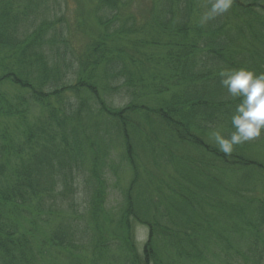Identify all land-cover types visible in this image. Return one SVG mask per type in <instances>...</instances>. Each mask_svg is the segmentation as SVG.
Returning a JSON list of instances; mask_svg holds the SVG:
<instances>
[{
    "label": "trees",
    "instance_id": "trees-1",
    "mask_svg": "<svg viewBox=\"0 0 264 264\" xmlns=\"http://www.w3.org/2000/svg\"><path fill=\"white\" fill-rule=\"evenodd\" d=\"M0 1V8L8 3L7 11L0 13V40L7 41L0 42V48L8 50L15 65L31 67L39 80L32 84V77L26 70L14 71L2 74L0 85L7 82L27 91L31 102L48 110L40 121L30 123L26 119L28 99L21 97L23 103L17 106L0 92V119L13 118L21 127L15 130L18 137L0 129V153L14 151L16 159L23 160L20 164L14 163L16 170H12L8 166L11 157L0 159L6 161V164L0 162V264H39L29 245L32 242L39 252H43L44 249L40 250L43 244L50 250L78 249L68 243L70 236L74 237L75 228L73 232L65 229L60 221L61 212L57 215L58 204L52 202L55 194L62 202V199L73 198L75 186L85 171L89 175L85 183L90 198L85 204L90 212L84 211L80 219L74 221L90 225L92 219L94 222L101 219L99 233L96 238H91V245L99 247L94 251L104 248L102 241L112 229L111 221H104L108 189L104 169L106 159L114 149H120L121 159L131 177L125 210L117 222L118 232H111L116 245L119 243L123 253L136 259L133 220L150 230L144 261L140 262L137 257L140 264H159L154 243L161 235L167 242L174 241L177 250L188 243L195 251L197 237L192 240L188 231L201 230L198 221L192 218L207 201L198 193L199 183L191 180V176L197 178L208 171L203 172L199 165L203 164L209 171L213 168L264 169L259 162L246 158L249 149L244 143L234 146L232 154L225 156L216 145L207 141L214 132L212 125L223 128L225 123L227 133L233 131L229 118L217 121L214 113L228 117L239 102L225 97L226 89L221 85L217 71L238 68L254 71L260 62V71L264 73V0H233L228 12L206 22H202V16L210 8L211 0L203 1L202 8L197 0H164L161 8L152 1L136 0V14L125 21L117 20V14L120 16L122 7L134 0H99L105 10L104 16L100 17L103 23L100 21L99 24L105 32L100 33L99 41L92 46V56L80 60L77 74L81 76L75 84L68 78L73 67L69 60L76 54L74 47L56 32L51 34L50 40L45 39L52 28L50 21L54 20L48 11L44 13L47 8L41 11L40 7H46L47 1L24 0L22 7L12 10L19 15L13 29L7 26L12 24L11 2ZM23 13L30 20L18 25ZM147 30L154 35H148ZM45 47H48L47 52ZM144 47L159 49V56L153 55L150 60ZM29 54L36 60L23 64ZM156 56L159 60L152 61ZM0 61L8 65L1 54ZM150 61L154 62V72L147 67ZM136 67L142 68L143 75L139 79V75L134 74L126 78L130 68ZM137 83H147V91L163 98L175 95L166 100V109L147 108L143 103L117 107L110 101L123 89L131 92ZM180 88L184 94L179 99ZM66 91L75 95V100L66 99ZM51 99L57 101L56 106ZM157 124L163 131L159 132ZM164 135L171 139L169 146L162 143ZM45 142L56 151L50 152ZM27 148L30 153H25ZM194 153H204L203 158L212 157L223 166L218 168L212 158L197 164L191 157ZM161 156L167 160L165 163H161ZM31 161H37L33 166L42 164V168L28 164ZM172 163L182 173L185 171L188 180L184 173L173 177L167 171H160ZM56 188L59 191L53 193ZM152 198L154 204H150ZM254 215L249 226L257 238L261 237L262 227L255 223L261 218V212L255 210ZM82 219H87L88 223H82ZM201 220L205 221L203 216ZM261 220L264 223V214ZM170 224L173 226L169 227ZM175 226L184 227V232L173 230ZM77 229L89 232L81 226ZM42 234L43 243L40 242ZM256 249L252 255L264 262V249ZM183 255L196 260L194 252L184 250ZM40 256L46 255L41 253Z\"/></svg>",
    "mask_w": 264,
    "mask_h": 264
},
{
    "label": "rangeland",
    "instance_id": "rangeland-1",
    "mask_svg": "<svg viewBox=\"0 0 264 264\" xmlns=\"http://www.w3.org/2000/svg\"><path fill=\"white\" fill-rule=\"evenodd\" d=\"M46 1V7H44V5L40 7L41 11L47 8L44 13L48 11L50 14H52L54 20L50 21L52 28L47 33V37L45 39L50 40L52 38L51 34L53 35V33L56 32L62 35V39H65L69 42V44H72L76 54H73L70 57L69 61L72 62L73 67L72 72H70L68 75V78H71L73 80V84H75V82L79 81V77L81 76L77 74L79 72L78 68L80 67V60H84L85 58L92 56L91 48L99 41L101 37L100 33L104 31L99 22L101 21V23H103V19L100 20V17L104 16L103 11L105 10L101 8V2L99 0ZM150 1L154 2L157 7L161 8L164 0H147L148 3ZM197 1L199 2V7L202 8L204 6L203 1L205 0ZM10 2L11 8L9 12H12V10L17 11L18 8L16 7H20L23 5V3H25L24 0H10ZM7 4L8 3H5V5L0 8V13L7 11L5 10ZM1 5L2 1H0V6ZM136 7V0H134L133 3L122 7L123 9L120 11V16L117 14L119 17L117 20L125 21L128 18L133 17L134 14H136ZM24 13L29 15L28 12ZM24 13L21 15L22 21L17 23L18 25H23L30 20V18L24 15ZM18 16L19 15L12 12V16L10 18L12 24H8L7 26L13 29L16 26L15 21H17ZM151 32V30H147L148 35L150 34L153 36L154 34ZM0 42L3 43L7 41L0 40ZM144 48L145 51H147V54L150 55V60L152 59L153 55L159 56V49H156L155 51L153 47ZM0 50L3 49L0 48ZM47 51L48 47H45V52ZM0 54L1 58H6L5 62L8 63V65H6L0 61V76L8 72L16 71V73H18L19 71L26 70L27 74L32 77V84H37L39 82L37 73H35L31 67L29 68V66H24L23 68H20L19 66L15 65L13 59L11 60V58H9L8 50H3V52L0 51ZM157 56L152 61L159 60ZM27 57L28 59H25L26 61L23 59V64H26V62L30 64V62H32L34 59L36 60V57L30 56V54L27 55ZM12 63L14 64L12 65ZM153 64L154 62L151 61L147 64V67L151 70V72L155 71V65L153 66ZM261 69L262 65L259 62L258 69L256 68L253 70L255 73L261 74ZM100 71L102 70L99 69V72ZM222 71L224 70L219 69L217 72L221 73ZM141 72V67L130 68V70L127 72L126 78L134 74L139 75V79L141 75H143ZM94 74L96 75V73ZM147 90V83H137L131 88V92H127L123 89L119 93L115 94L112 99L110 98V101H113L114 105L117 107H123L132 103H143L147 108L166 109V100H170V98L174 97L175 95L170 94L171 97H166L165 95L163 98L162 96H157L156 94H153L152 91ZM182 90L180 88L177 92L179 99L184 94V91ZM0 92L4 94L6 99L11 104L17 106L19 103H21V97L28 99L29 110L26 113V119L27 121H30V123H36L40 121L43 118L44 113L48 111L45 106L36 102H31L29 93L27 91L20 90L15 86L13 87L11 83L6 82L0 85ZM65 96L66 99L75 100V95H73L70 91H66ZM225 97L227 99L230 98L227 91ZM50 102L56 106V100L51 99ZM214 114L216 116V120L221 122L227 120L228 118L230 119L231 117V114L228 115V117L222 116L219 113ZM223 125V128L221 125H217L216 127L212 125V128L214 129V132L219 131L222 135L224 134L229 136L231 134L230 131L227 133L228 128H226L227 126L225 123ZM16 127L21 129L19 124H15V120L13 118L0 119V129L5 130L3 132H13V134L18 137L19 135L15 133ZM157 127L159 128V132L161 130L163 131V127L160 124H157ZM162 139V143L168 146L171 144V139L167 136L164 135ZM212 140L213 138L211 137L207 141L210 144L215 145V141ZM44 145L47 146L50 152L56 151L53 149L52 145L48 144V142H45ZM243 145L249 149L246 153V158L248 160H255L264 166V132H262L258 138L244 142ZM19 149L20 147L18 145V150ZM24 151H26L25 153H27V151L30 153L28 148ZM175 153H177V151H175ZM120 155V149H114L111 151V155H109L106 159L107 167L104 169L108 185L107 196L105 197L106 202L104 206L107 216L104 221L105 223H109L111 221V232H118L117 222L119 220V216L125 210V196L128 195V191L130 190V188H127V186L131 182V177L128 171L129 169H126L125 162L122 161ZM140 155H142L141 152ZM203 155L204 153H194L191 157L196 160L197 164L212 158L206 155L209 158L207 157V159H205L203 158ZM143 156L144 155H142V157ZM5 157H8V159L10 157L12 158V162L8 165L9 167H12V170H16L14 163H17L18 161V164H20L19 162L23 161L22 159H16L14 151L12 153H0L1 160H4ZM157 160L159 161V158ZM160 160L161 163H165L167 161L165 157L162 156ZM213 161H216V166L218 168H222L220 166L222 164H220L216 159H213ZM0 162L1 164H4L6 161ZM36 163L37 161H31L28 164L33 166ZM26 165L27 163L25 166ZM199 166L203 169V172L206 170L208 171L197 178H192L191 176V180L199 183L198 193H200L202 197L206 198L207 201L204 202V206L199 210V213L194 214L192 218L198 221L199 225L201 226V230L194 231L193 229H190L188 231L192 240L197 237L198 247L195 249V251H192L191 247L187 243L185 246H183V249L177 250L173 246L174 241L171 240L167 242V239L161 235L160 238L156 240V243H154V250L157 260H159V264H264V262H259V260H257L252 255L253 253H251L252 251L257 250L256 248L264 249V223L261 222L264 214V169H252L251 167H247L235 170L224 169L226 170L224 171L213 168V170L209 171L208 168H204L203 164H200ZM33 167L42 168V164L41 166L37 165ZM160 171H167V173H170L173 177H176V175L178 176L179 173H184L186 180H188L185 171L183 170L182 173L175 167V165H173V163L166 164L165 167L163 166ZM16 174L19 176L18 171H16ZM39 175L40 174H38V176ZM88 177L89 175L87 171H85L75 186V195L73 198H69V200L62 199L64 200L62 202L59 196L55 194L56 199L53 198V202L51 201L53 204H56L57 202L59 208L57 215H59L61 212L62 218H60V221L65 229L73 232V229L75 228L73 232L74 237L70 234L71 236L68 243H73L78 247V249L73 250L71 248L64 250V248H62L63 250H50L49 247H46L45 244H43L40 246V250H44L43 252H39L38 247H36V245L32 242L29 245L31 250H33V253H35L37 256L39 264H140L138 260H140V262L144 261V249L145 244L149 240V228L132 220V240L136 248V259L132 260L129 258V256H127V253H123V251L120 249L119 243L116 245V241L114 240L113 234H111V232L105 234L106 240L102 241L104 248H102L100 251H94L95 249H99V247H94V245H91V238H96V235L99 233L100 224H102L101 219L97 222H94L92 219V221H90V225H81V221H77L75 223L74 220L80 219V216L82 213H84V211L87 213L90 212L85 204L88 203L90 199L88 198V192L86 190L85 183ZM200 178L203 184L201 183ZM60 180L64 181V178H60ZM58 191V188H56L53 190V193ZM71 201H73V205L71 204ZM260 202H263L262 206L260 205ZM154 203L155 199L152 198L150 204ZM255 210H259L261 212V218H258L259 220L255 223V225L259 224V226L262 227L261 237L257 238H255L252 232L253 228L249 226L250 221L255 217ZM188 213L191 215V212ZM197 215H199V217H197ZM201 216L204 217L205 221L201 220ZM60 221H58V223H60ZM82 223H88L87 219H82ZM77 226L79 228L81 226L82 230L87 228L89 232L84 233L83 231L77 229ZM170 226L172 227L173 225L170 224L169 227ZM173 230H180L184 232L185 228L182 226H177L176 228L175 226L173 227ZM44 234L47 235L48 233L44 232ZM40 242H45L44 235L42 238H40ZM41 243H37V245H41ZM71 250L79 254H75L74 252L72 253ZM184 250L187 252H194V258L196 260H190L188 257L183 255ZM41 253L46 256H43L42 258V256H40Z\"/></svg>",
    "mask_w": 264,
    "mask_h": 264
},
{
    "label": "clouds",
    "instance_id": "clouds-1",
    "mask_svg": "<svg viewBox=\"0 0 264 264\" xmlns=\"http://www.w3.org/2000/svg\"><path fill=\"white\" fill-rule=\"evenodd\" d=\"M232 3L233 0H211L202 22L228 12ZM220 76L228 95L239 101L230 117L231 134L225 136L219 131L212 134L218 151L230 156L234 146L258 138L264 130V73L238 68L224 70Z\"/></svg>",
    "mask_w": 264,
    "mask_h": 264
}]
</instances>
